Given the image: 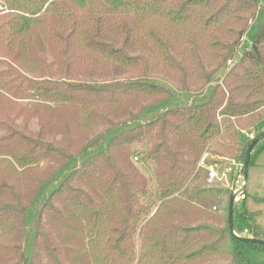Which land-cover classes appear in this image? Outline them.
Here are the masks:
<instances>
[{
    "label": "trees",
    "instance_id": "obj_1",
    "mask_svg": "<svg viewBox=\"0 0 264 264\" xmlns=\"http://www.w3.org/2000/svg\"><path fill=\"white\" fill-rule=\"evenodd\" d=\"M262 7L0 0V264L264 259L228 223L264 131V19L245 41ZM258 215L235 202L234 233L264 241Z\"/></svg>",
    "mask_w": 264,
    "mask_h": 264
},
{
    "label": "rangeland",
    "instance_id": "obj_2",
    "mask_svg": "<svg viewBox=\"0 0 264 264\" xmlns=\"http://www.w3.org/2000/svg\"><path fill=\"white\" fill-rule=\"evenodd\" d=\"M3 12L7 15H21V12L16 11H10L3 7ZM264 19V7H262L254 20L252 21L247 33H246V43H249L251 38L254 36V34L258 31L260 25L262 24ZM28 23V22H27ZM17 121H20L19 118H17ZM253 135H251L252 137ZM254 164L251 165L248 168L247 172V180H248V190L246 195H239L237 197L236 202H240L244 199L246 200V207L250 211H257L258 216L256 218V223L258 226L264 230V203L263 202H255L253 200V197H262L264 195L263 193V180H264V148L256 155ZM139 168L141 172L144 173V175L148 178H152L153 175V167L150 162H144L142 160H138ZM238 170V169H237ZM236 170V171H237ZM239 170L237 171V173ZM222 179L226 181V177L222 176ZM243 185V180L237 179L235 180L234 184L232 185L233 192L240 189ZM33 218V209H29L27 211V220L31 222ZM28 222V223H29ZM31 247V240L28 243V248ZM252 264H264V259L261 260H254Z\"/></svg>",
    "mask_w": 264,
    "mask_h": 264
},
{
    "label": "water",
    "instance_id": "obj_3",
    "mask_svg": "<svg viewBox=\"0 0 264 264\" xmlns=\"http://www.w3.org/2000/svg\"><path fill=\"white\" fill-rule=\"evenodd\" d=\"M264 138V131H262L260 134H258L256 137H254L251 141V143L248 145L246 152H245V156H244V160L242 163V174H243V185L240 189L232 192V194L230 195L229 198V203H228V223H229V230L230 233L243 240V241H247V242H252V243H257V244H264L263 240L260 239H255V238H251V237H238L234 231H233V225H232V212H233V205L237 200V197L240 195H245L247 190H248V180H247V172H248V164H249V159H250V155L252 153V150L254 148V146L256 145V143H258L259 141H261Z\"/></svg>",
    "mask_w": 264,
    "mask_h": 264
},
{
    "label": "built area",
    "instance_id": "obj_4",
    "mask_svg": "<svg viewBox=\"0 0 264 264\" xmlns=\"http://www.w3.org/2000/svg\"><path fill=\"white\" fill-rule=\"evenodd\" d=\"M134 159H136V157H134ZM217 177V174L216 172L214 171V169L212 167H209V181L216 178Z\"/></svg>",
    "mask_w": 264,
    "mask_h": 264
}]
</instances>
